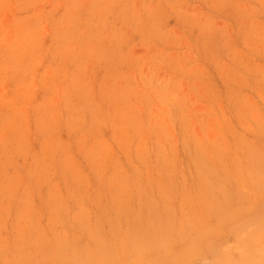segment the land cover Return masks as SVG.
<instances>
[{
	"label": "rangeland",
	"instance_id": "obj_1",
	"mask_svg": "<svg viewBox=\"0 0 264 264\" xmlns=\"http://www.w3.org/2000/svg\"><path fill=\"white\" fill-rule=\"evenodd\" d=\"M0 264H264V0H0Z\"/></svg>",
	"mask_w": 264,
	"mask_h": 264
},
{
	"label": "bare ground",
	"instance_id": "obj_2",
	"mask_svg": "<svg viewBox=\"0 0 264 264\" xmlns=\"http://www.w3.org/2000/svg\"><path fill=\"white\" fill-rule=\"evenodd\" d=\"M169 85V84H168ZM165 90H167V88L165 89ZM164 93H162V95H163ZM163 98V97H162ZM164 99V98H163Z\"/></svg>",
	"mask_w": 264,
	"mask_h": 264
}]
</instances>
